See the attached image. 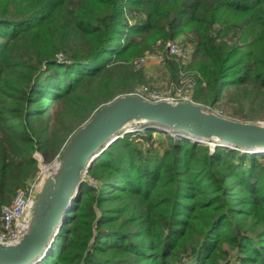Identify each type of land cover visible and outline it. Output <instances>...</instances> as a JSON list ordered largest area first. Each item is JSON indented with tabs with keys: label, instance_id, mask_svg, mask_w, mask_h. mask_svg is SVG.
Here are the masks:
<instances>
[{
	"label": "trees",
	"instance_id": "obj_1",
	"mask_svg": "<svg viewBox=\"0 0 264 264\" xmlns=\"http://www.w3.org/2000/svg\"><path fill=\"white\" fill-rule=\"evenodd\" d=\"M159 50L192 100L264 102V0H0V218L36 178L34 153L50 160L97 107L146 85L133 63ZM233 262L264 264V154L143 126L94 160L37 264Z\"/></svg>",
	"mask_w": 264,
	"mask_h": 264
},
{
	"label": "water",
	"instance_id": "obj_2",
	"mask_svg": "<svg viewBox=\"0 0 264 264\" xmlns=\"http://www.w3.org/2000/svg\"><path fill=\"white\" fill-rule=\"evenodd\" d=\"M143 126L207 143L211 151L219 146L264 154L262 122L227 118L191 100L116 95L97 107L59 149L38 186L20 238L0 240V264H37L47 256L91 164L118 138Z\"/></svg>",
	"mask_w": 264,
	"mask_h": 264
},
{
	"label": "rangeland",
	"instance_id": "obj_3",
	"mask_svg": "<svg viewBox=\"0 0 264 264\" xmlns=\"http://www.w3.org/2000/svg\"><path fill=\"white\" fill-rule=\"evenodd\" d=\"M157 50L158 49L154 51ZM151 53L152 52L150 51H146L145 52V54H147L146 60L143 59V61L140 62L141 59L140 58L135 60V62L133 63V65H135L137 68L138 66H140L143 69V74L147 77L146 85H141V84L131 85L129 87H126V89L123 90L118 95L136 94L150 101L180 100L185 97L187 98L189 97L190 100L191 94L193 93V85L188 86L191 83H188L187 80H186V84L184 85L183 81L185 79L183 78L184 77L183 71L178 73L180 76L179 77L180 81L177 85H174V83L169 81L168 70L165 65V62L159 61L156 57H154V54ZM183 55L185 57L183 58L184 62H187V57L190 56V52L187 53L186 48L183 49ZM230 93H235V92L231 90L228 93L227 92L224 93L223 96H221L222 98L220 99L217 105L218 107L216 106L214 108L212 106L207 105V103L204 102H199L192 99L191 101H194L202 105L208 111H212L216 114H219L227 118H231L239 121L264 123V107L260 106L264 102L261 101V99H258L257 97L251 98L250 96L240 97L237 95L236 96L232 95ZM85 121H83L79 126H81ZM79 126L75 127L72 131L69 132L66 140ZM37 153L39 152H35L34 156ZM55 156L48 161H44L43 164L51 163L54 160ZM231 264H235V263L233 262Z\"/></svg>",
	"mask_w": 264,
	"mask_h": 264
},
{
	"label": "built area",
	"instance_id": "obj_4",
	"mask_svg": "<svg viewBox=\"0 0 264 264\" xmlns=\"http://www.w3.org/2000/svg\"><path fill=\"white\" fill-rule=\"evenodd\" d=\"M164 49L168 55H177L182 59L185 58L183 55V49L175 40H169L166 42ZM151 54H154V57H156L159 61H163V54L161 51L155 53L152 52ZM143 59H147V54L141 57L140 62H142ZM190 85L192 84H189L188 86ZM180 100H189V97H185ZM35 160L37 166V176L34 181L26 189L20 190L14 197L11 204L2 208L0 218V240L2 241L14 242L20 238L22 232L24 231L38 186L51 164H43L44 160L38 153L35 154Z\"/></svg>",
	"mask_w": 264,
	"mask_h": 264
}]
</instances>
